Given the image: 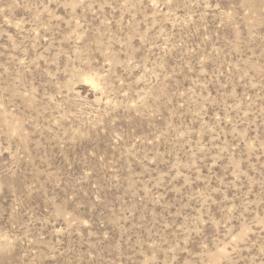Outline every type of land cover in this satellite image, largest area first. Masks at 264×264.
Here are the masks:
<instances>
[{"label":"rangeland","instance_id":"374dc122","mask_svg":"<svg viewBox=\"0 0 264 264\" xmlns=\"http://www.w3.org/2000/svg\"><path fill=\"white\" fill-rule=\"evenodd\" d=\"M0 264H264V0H0Z\"/></svg>","mask_w":264,"mask_h":264}]
</instances>
